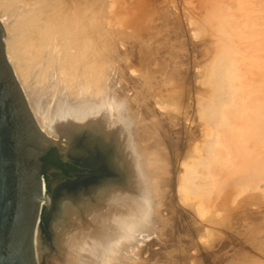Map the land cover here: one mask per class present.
Wrapping results in <instances>:
<instances>
[{"label":"rangeland","instance_id":"1","mask_svg":"<svg viewBox=\"0 0 264 264\" xmlns=\"http://www.w3.org/2000/svg\"><path fill=\"white\" fill-rule=\"evenodd\" d=\"M93 2V8L103 9L97 21L103 19L104 24L100 23L111 32L117 47V65L112 68L117 78L111 89L132 93L142 87V71L151 73L152 89L148 86L147 91L152 90L155 112L177 122L174 127L164 120L170 131L168 137H172L166 136L167 143L178 137V145L173 143L175 147L169 148L174 188L171 196L163 198L168 202L167 208H161L166 225L145 239L146 249L139 255L142 262L136 264H264V57H256L264 53V0ZM32 3L0 0L14 18L24 8L36 7ZM0 23L9 61L10 31L1 19ZM153 33L158 34L154 37ZM33 37L35 47H40L39 34L33 33ZM255 37L259 40L254 41ZM245 50L254 56L251 62L260 63L261 68L255 72L253 88L243 93L237 81L236 61ZM19 57L21 62L26 61L22 52ZM173 65L187 73L182 71L185 86L177 88L179 93L168 89L163 81ZM81 137L77 145L82 143ZM49 175L52 183L62 181L56 172ZM181 181L186 183L178 184ZM48 212L36 239L39 249L41 240L47 242L45 257L53 255L56 236ZM44 256L39 260L37 255V264H45Z\"/></svg>","mask_w":264,"mask_h":264},{"label":"bare ground","instance_id":"2","mask_svg":"<svg viewBox=\"0 0 264 264\" xmlns=\"http://www.w3.org/2000/svg\"><path fill=\"white\" fill-rule=\"evenodd\" d=\"M29 1L36 7L24 8L16 18L0 4V19L10 31L9 61L30 108L43 131L65 155L83 158L102 154L114 175L85 191L74 192L66 182L57 186L54 196L45 192L43 205L47 209L50 206V227L56 236L53 255L46 257L47 242L41 240L39 249V241H35L38 259L44 256L45 264L140 263L145 239L166 225L161 208H167L168 202L164 203L163 198L171 196L174 188L169 148L173 143L178 145V137L167 143L170 131L164 123L168 120L159 117L161 114L152 105V90L147 91L148 86L152 89L151 73L142 71V87L132 93L113 91L117 47L103 19L97 21L103 13L101 6L93 8L94 0ZM33 33L41 37L38 48ZM245 51L236 61L237 81L243 93L253 88L255 72L261 65L252 63L250 58L254 56ZM20 52L25 62H21ZM258 55L264 57L263 52ZM177 66L167 70L163 81L167 88L179 93L185 86V76ZM170 118L166 125L175 127V118ZM79 135L83 136L82 143L77 145ZM255 164L252 165L257 168ZM182 182L185 181L178 184Z\"/></svg>","mask_w":264,"mask_h":264},{"label":"water","instance_id":"3","mask_svg":"<svg viewBox=\"0 0 264 264\" xmlns=\"http://www.w3.org/2000/svg\"><path fill=\"white\" fill-rule=\"evenodd\" d=\"M0 23V264H37V229L44 225V195L73 181L72 191H85L112 174L106 156L65 155L41 128L11 68ZM55 148L63 162L81 170L52 183L43 174V157ZM59 174L62 170H58ZM39 227V229H40Z\"/></svg>","mask_w":264,"mask_h":264},{"label":"flooded vegetation","instance_id":"4","mask_svg":"<svg viewBox=\"0 0 264 264\" xmlns=\"http://www.w3.org/2000/svg\"><path fill=\"white\" fill-rule=\"evenodd\" d=\"M48 153L44 157H46L48 155ZM57 158L60 162L65 163V165L61 166L59 164V162L49 163V161L46 162V160H43V174H44L45 178L48 180V182L50 181L49 180L50 179V175H49L50 172H56L57 174H59L58 170H62V173L59 174L60 177L65 176V177L70 178L72 176L73 172L81 170V168L79 166H76V165L71 164L69 162H63L58 153H57ZM70 167H73V168H70ZM66 182L68 184L73 183V181H69V180H67ZM65 183H63V184H65Z\"/></svg>","mask_w":264,"mask_h":264},{"label":"trees","instance_id":"5","mask_svg":"<svg viewBox=\"0 0 264 264\" xmlns=\"http://www.w3.org/2000/svg\"><path fill=\"white\" fill-rule=\"evenodd\" d=\"M43 160H46V162H48V161L59 162V164H60L61 166H64V165H65V163H62V162H60V161L58 160V158H57V151H56L55 148H52V149L49 151L48 155H47L46 157H43ZM70 168H73V167H70Z\"/></svg>","mask_w":264,"mask_h":264}]
</instances>
